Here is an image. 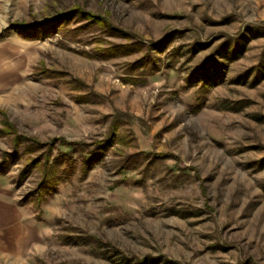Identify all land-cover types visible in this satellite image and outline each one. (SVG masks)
I'll list each match as a JSON object with an SVG mask.
<instances>
[{
	"label": "rangeland",
	"instance_id": "1",
	"mask_svg": "<svg viewBox=\"0 0 264 264\" xmlns=\"http://www.w3.org/2000/svg\"><path fill=\"white\" fill-rule=\"evenodd\" d=\"M74 7L117 30L42 36ZM16 134L84 145L43 190ZM0 163L33 227L0 264H264V0H0Z\"/></svg>",
	"mask_w": 264,
	"mask_h": 264
},
{
	"label": "trees",
	"instance_id": "2",
	"mask_svg": "<svg viewBox=\"0 0 264 264\" xmlns=\"http://www.w3.org/2000/svg\"><path fill=\"white\" fill-rule=\"evenodd\" d=\"M75 17L85 18L87 20L85 24L97 23L101 26H104L105 28L109 27L110 29H116L115 27L109 24V21L104 16L97 15L91 11L84 10L81 7H74L69 11L58 14L55 17L46 20L43 23H39L40 27L38 28L39 29L42 28L43 30L42 36H45L48 32H50L51 30H55L60 26L66 27L67 23L70 22V20H72ZM17 24H19L20 27L29 28V33H35L38 30V28L35 27V25H33L32 23H25L21 21V22H17ZM132 46H136V45L135 44L133 45V43L127 45H117V46L114 45L112 47H107L104 53L107 56L110 55L112 56L113 54H121L123 51L128 52ZM143 60L144 59H142V61ZM14 137H15L14 144L18 146L22 143H27L29 146L28 147L29 152L30 151L35 152L42 148H46L43 153L39 154L40 158L42 157L41 161L44 159L42 163V170H43L42 179L41 182L39 183V189L41 188L43 190L47 189L52 185L54 187L56 184L60 183L61 181L63 182V180L68 178L69 176L68 166L70 165V169L73 171L74 164L76 162L72 156L71 151H61L56 156L53 157L54 148H58L59 146L75 148L77 146L84 145L79 141H72L66 138H54L51 139L49 142H40L35 138L22 136V135L17 136V134ZM112 140H113V134L112 135L110 134L105 139V141H102L97 146H95V149L92 152V154L85 156L84 158V164L86 165L85 169H87L88 164L93 163L95 156H99L98 154H103V152L101 153V150L108 148L111 145ZM57 144L60 145L58 146ZM40 158H35L32 161V163H30V166H33L35 162L40 163L39 160ZM1 172H4V170H1ZM23 175L25 176V172L23 173Z\"/></svg>",
	"mask_w": 264,
	"mask_h": 264
},
{
	"label": "crops",
	"instance_id": "3",
	"mask_svg": "<svg viewBox=\"0 0 264 264\" xmlns=\"http://www.w3.org/2000/svg\"><path fill=\"white\" fill-rule=\"evenodd\" d=\"M26 208L9 196L0 185V237L18 235L29 237L33 227L26 220ZM26 239H29L26 237Z\"/></svg>",
	"mask_w": 264,
	"mask_h": 264
}]
</instances>
